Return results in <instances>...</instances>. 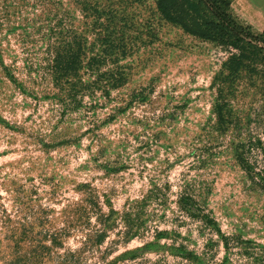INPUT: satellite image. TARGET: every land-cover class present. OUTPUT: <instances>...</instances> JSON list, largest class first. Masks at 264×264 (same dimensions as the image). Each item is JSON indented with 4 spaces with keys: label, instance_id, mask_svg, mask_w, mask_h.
Masks as SVG:
<instances>
[{
    "label": "rangeland",
    "instance_id": "rangeland-1",
    "mask_svg": "<svg viewBox=\"0 0 264 264\" xmlns=\"http://www.w3.org/2000/svg\"><path fill=\"white\" fill-rule=\"evenodd\" d=\"M154 1L0 0V264H264V90L218 125L227 51ZM74 39L99 63L58 83Z\"/></svg>",
    "mask_w": 264,
    "mask_h": 264
},
{
    "label": "trees",
    "instance_id": "trees-1",
    "mask_svg": "<svg viewBox=\"0 0 264 264\" xmlns=\"http://www.w3.org/2000/svg\"><path fill=\"white\" fill-rule=\"evenodd\" d=\"M232 1H154L156 14L160 20L181 30L187 36L222 47L227 51L228 56L213 79V84L217 87L213 111L218 125H222L228 117L229 111L226 105L228 97L241 78L244 77L249 86L259 91L264 90V31L255 33L251 27L243 25L232 13L230 7ZM106 28H109V24ZM108 36L105 32L99 33L96 43L102 47L101 52L111 51L112 43ZM89 51V46L85 42L75 39L55 47L52 54L54 80L62 83L61 81L77 78L84 64L92 67L93 64L99 63V59L88 55ZM96 77L98 81H104L112 88H117L127 81L123 73L118 70L110 73L101 72ZM76 83L72 85H77ZM262 188L264 189V182Z\"/></svg>",
    "mask_w": 264,
    "mask_h": 264
},
{
    "label": "crops",
    "instance_id": "crops-1",
    "mask_svg": "<svg viewBox=\"0 0 264 264\" xmlns=\"http://www.w3.org/2000/svg\"><path fill=\"white\" fill-rule=\"evenodd\" d=\"M230 7L243 25L257 31L264 29V0H233Z\"/></svg>",
    "mask_w": 264,
    "mask_h": 264
}]
</instances>
